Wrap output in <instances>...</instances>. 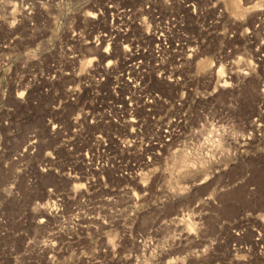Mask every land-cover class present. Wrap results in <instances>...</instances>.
<instances>
[{
    "label": "rangeland",
    "instance_id": "374dc122",
    "mask_svg": "<svg viewBox=\"0 0 264 264\" xmlns=\"http://www.w3.org/2000/svg\"><path fill=\"white\" fill-rule=\"evenodd\" d=\"M0 264H264V0H0Z\"/></svg>",
    "mask_w": 264,
    "mask_h": 264
},
{
    "label": "bare ground",
    "instance_id": "6f19581e",
    "mask_svg": "<svg viewBox=\"0 0 264 264\" xmlns=\"http://www.w3.org/2000/svg\"><path fill=\"white\" fill-rule=\"evenodd\" d=\"M103 6L109 10L117 9V11H119V14H121V17L118 18L117 13H116V16H114L113 12H110L109 15H106V17H103L102 20H99L96 25H100V23H101V25L104 28L103 29L96 28L94 31L95 33H94L92 39L90 40L91 42L88 44H92L95 47L101 48L104 51V53L108 54L112 45H114L118 41L123 42L124 40L128 39V37H129V26H128L129 25V15L131 13L132 6H129V5L118 6L117 3H111V2H105ZM140 8H143V5H140ZM144 8H148V7L144 6ZM159 34H162V33L159 32ZM260 45H261L260 41L255 43L254 49H255V54H256L257 59L259 57H261V54L259 52ZM130 57L132 59V63L130 64V58H127V60H125V62H127V63L126 64L122 63V66H121L122 69H121V72L119 75L120 81H121V83H120L121 86L126 87V88L129 86L132 88L135 87V85L133 84L134 81H133V77H132V74L134 73L133 69H134V67H136L135 62H137L138 64L141 62L139 60L133 61L134 57H139V54L137 52H135V55L130 53ZM114 69H116V65H111V63L109 62L108 64L105 65V67L103 69L105 76H103V75H96L95 77L92 76L91 78L93 80L92 81L93 87L98 88L100 85H102V83H104L105 78L112 79V80L114 79V81H113L114 84L111 86L112 89H115L116 87H118V85H117L118 79L116 77L112 78V75H111L112 71ZM135 73L137 75L139 74L138 69ZM219 73H221L220 70H218V74ZM137 75H136V77H137ZM86 87H90V84H87ZM130 126H132V125H130ZM126 138H128V137H126ZM182 222H184V221H182ZM190 224L191 223L189 222V225ZM189 225L186 226L187 229H189Z\"/></svg>",
    "mask_w": 264,
    "mask_h": 264
}]
</instances>
